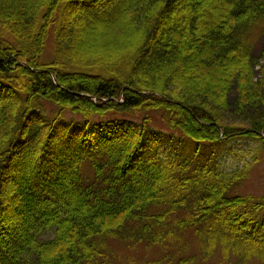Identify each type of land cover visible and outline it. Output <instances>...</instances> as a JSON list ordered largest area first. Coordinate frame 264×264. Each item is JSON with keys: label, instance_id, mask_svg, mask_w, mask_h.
Segmentation results:
<instances>
[{"label": "trees", "instance_id": "obj_1", "mask_svg": "<svg viewBox=\"0 0 264 264\" xmlns=\"http://www.w3.org/2000/svg\"><path fill=\"white\" fill-rule=\"evenodd\" d=\"M262 22L264 0H0V264H108L113 242L165 247L187 228L234 264H264V198L236 195L245 173L214 158L264 141L247 41ZM104 30L115 48L94 43ZM234 85L242 129L224 120ZM156 113L189 156L165 153Z\"/></svg>", "mask_w": 264, "mask_h": 264}, {"label": "rangeland", "instance_id": "obj_2", "mask_svg": "<svg viewBox=\"0 0 264 264\" xmlns=\"http://www.w3.org/2000/svg\"><path fill=\"white\" fill-rule=\"evenodd\" d=\"M97 35L99 37L95 39L96 42L94 43L108 50L115 48L113 31L104 30L101 33L98 32ZM88 37L90 38V36ZM247 41L252 45L254 68L256 79L258 80L262 76L260 73L261 69L264 67V22L255 26L249 32ZM54 50L55 40L52 31H50V35L45 41L44 51L40 60L44 64L52 62L54 59ZM235 88L236 86L234 85L230 92V110L228 113H225L224 120L226 124H234L242 129L248 126L250 117H248L249 113L247 111L244 113L238 112L237 92ZM262 107L264 111V104ZM44 108L48 114H55L58 112L55 106L47 102ZM159 116V113L153 115L154 129L152 128V130L155 132L156 136L163 135L167 138L162 144V149H164L165 153H172L171 151L176 150L181 154L189 156V151L180 146L181 144L186 145L182 143L186 140L180 133L172 132L164 128L159 120ZM65 117L68 123L72 121L75 122L77 119L71 113H67ZM119 119L123 122L127 118L120 116ZM224 134L225 132L223 131L221 136L223 137ZM226 137L229 138L228 136ZM261 137L264 139V133L261 134ZM214 150V158L217 160L220 170L229 175H233L238 171H243L245 173V179L239 182L240 185H238L235 190L236 195L264 198V141L252 139L225 141L224 143L218 144ZM205 152V156H208L209 151ZM83 178L87 180L86 182L94 181V173L88 164L83 166ZM11 186L12 185L9 187L10 191H7L8 195L4 197V199L7 198L6 202H8V199L10 200L15 196V193H12L14 187L11 188ZM164 210V208H158L150 212L152 214H158ZM180 218L181 216H173L172 221L175 222ZM182 233L181 242L169 243L165 247H147L146 244H135L134 242H113L111 243V253L108 264H177L180 259L190 258H195V264H229L230 262V264H234V256L231 255L229 259H226L223 253V247L219 245V242L212 247V237L201 236L200 239L193 228H187ZM51 237L52 235L43 236L44 239Z\"/></svg>", "mask_w": 264, "mask_h": 264}]
</instances>
